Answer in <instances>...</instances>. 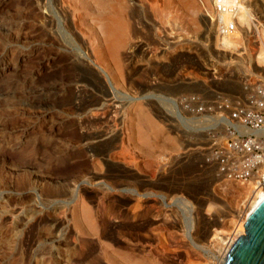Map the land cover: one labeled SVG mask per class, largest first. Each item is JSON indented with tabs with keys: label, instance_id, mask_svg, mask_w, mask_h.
Listing matches in <instances>:
<instances>
[{
	"label": "rangeland",
	"instance_id": "374dc122",
	"mask_svg": "<svg viewBox=\"0 0 264 264\" xmlns=\"http://www.w3.org/2000/svg\"><path fill=\"white\" fill-rule=\"evenodd\" d=\"M213 4L0 0V264H222L253 190L173 101L264 78V0Z\"/></svg>",
	"mask_w": 264,
	"mask_h": 264
},
{
	"label": "built area",
	"instance_id": "2783aa9c",
	"mask_svg": "<svg viewBox=\"0 0 264 264\" xmlns=\"http://www.w3.org/2000/svg\"><path fill=\"white\" fill-rule=\"evenodd\" d=\"M213 3L210 20L215 35L256 37L255 29L245 33L240 19L250 14V0ZM251 22L256 18L251 16ZM173 105L198 121V133L207 140L217 177L264 190V78L246 75L237 89L189 94L174 100Z\"/></svg>",
	"mask_w": 264,
	"mask_h": 264
},
{
	"label": "water",
	"instance_id": "95a60500",
	"mask_svg": "<svg viewBox=\"0 0 264 264\" xmlns=\"http://www.w3.org/2000/svg\"><path fill=\"white\" fill-rule=\"evenodd\" d=\"M225 264H264V201L245 223V235L230 247Z\"/></svg>",
	"mask_w": 264,
	"mask_h": 264
},
{
	"label": "bare ground",
	"instance_id": "6f19581e",
	"mask_svg": "<svg viewBox=\"0 0 264 264\" xmlns=\"http://www.w3.org/2000/svg\"><path fill=\"white\" fill-rule=\"evenodd\" d=\"M249 17V16H247ZM249 19L251 20V18L249 17ZM242 35V33H239V34H235L233 36H229L230 38H233V39H236V38H240ZM223 38H226V37H223ZM250 188H252L251 186H248ZM252 196L249 200V205H248V208L245 212V216L243 217V221L241 223V225H239L234 234L230 237H233L229 240V238L227 240L228 241V246H226L224 249H225V252H224V258H223V261H222V264H225L226 262V258H227V254H228V251L230 249V247L234 244V242L241 236L245 235V223L247 221V219L252 215V213L255 211V209L264 201V190H260V189H257L255 190L254 188H252ZM241 229V230H240ZM238 232L237 235H235L236 233ZM223 257V256H222Z\"/></svg>",
	"mask_w": 264,
	"mask_h": 264
}]
</instances>
